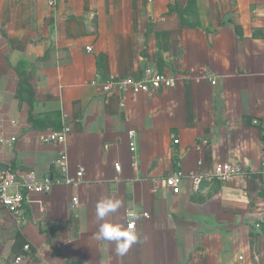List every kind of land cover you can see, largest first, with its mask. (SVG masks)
Instances as JSON below:
<instances>
[{"label": "crops", "instance_id": "0c3cea01", "mask_svg": "<svg viewBox=\"0 0 264 264\" xmlns=\"http://www.w3.org/2000/svg\"><path fill=\"white\" fill-rule=\"evenodd\" d=\"M49 1L0 0V171L54 184L25 192L19 213L0 203V264H264V0ZM148 66L176 86L102 95ZM65 122L70 175L85 169L72 186L55 166L63 147L39 142ZM220 162L246 175L196 191L190 177ZM108 196L122 203L108 221L150 215L124 256L95 239Z\"/></svg>", "mask_w": 264, "mask_h": 264}, {"label": "built area", "instance_id": "2783aa9c", "mask_svg": "<svg viewBox=\"0 0 264 264\" xmlns=\"http://www.w3.org/2000/svg\"><path fill=\"white\" fill-rule=\"evenodd\" d=\"M58 0H50L49 6L55 7ZM148 3H153L154 0H146ZM91 52L92 48H88ZM216 82H213L215 84ZM176 86V80L168 77L167 75L160 73L155 67L148 66L144 69L139 77L127 76V77H112L108 81L100 85V91L102 95L110 96L113 94L118 95H132L134 97L149 94L154 91L163 89H169ZM124 105V100L122 102ZM72 127L68 123H64L61 131H53L39 137L41 144L50 145L56 144L61 145L63 150L59 154L55 161L60 175L64 177L66 185H78L84 178L85 169L80 168L76 174V177H72L69 171V157L67 153V143L70 135L72 134ZM131 136H135V132L130 133ZM14 142L15 139H12ZM4 143L0 140V145ZM178 143V141H176ZM134 150V146H133ZM203 162H199V166H202ZM117 172H120V166H116ZM246 172L240 164L233 163H216L210 168L206 169L203 173L193 174L190 179L193 182L194 189L199 191L205 182L218 181L222 184L229 183L237 177H244ZM184 180L182 173L171 176L167 180V185L172 188L175 192L179 193L180 186ZM53 182L50 180L38 181L33 176H19L16 172L0 171V203L1 206L13 213H19L26 200L27 194H47L53 190ZM26 192V193H25ZM80 201L78 198L73 199V205H79ZM150 215L147 212L141 214L130 213L128 215L129 223L128 226L135 230L137 224L136 219L141 218L142 220L148 219ZM26 251H30L28 245L25 246ZM22 257H19L16 262H21Z\"/></svg>", "mask_w": 264, "mask_h": 264}, {"label": "clouds", "instance_id": "9594fccd", "mask_svg": "<svg viewBox=\"0 0 264 264\" xmlns=\"http://www.w3.org/2000/svg\"><path fill=\"white\" fill-rule=\"evenodd\" d=\"M122 207L119 199L108 196L101 198L96 204L95 216L99 222L98 232L95 239L101 242L114 244V251L117 256L127 254L131 246L138 242L139 236L131 226L108 221L106 218L117 212Z\"/></svg>", "mask_w": 264, "mask_h": 264}, {"label": "trees", "instance_id": "16d2710c", "mask_svg": "<svg viewBox=\"0 0 264 264\" xmlns=\"http://www.w3.org/2000/svg\"><path fill=\"white\" fill-rule=\"evenodd\" d=\"M190 3L194 5L195 0H191ZM17 97L22 103L27 102L30 106L33 105V89L31 88L29 76L27 74H20L19 76Z\"/></svg>", "mask_w": 264, "mask_h": 264}, {"label": "water", "instance_id": "95a60500", "mask_svg": "<svg viewBox=\"0 0 264 264\" xmlns=\"http://www.w3.org/2000/svg\"><path fill=\"white\" fill-rule=\"evenodd\" d=\"M4 171H8V168L6 167V169Z\"/></svg>", "mask_w": 264, "mask_h": 264}]
</instances>
